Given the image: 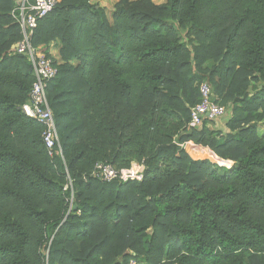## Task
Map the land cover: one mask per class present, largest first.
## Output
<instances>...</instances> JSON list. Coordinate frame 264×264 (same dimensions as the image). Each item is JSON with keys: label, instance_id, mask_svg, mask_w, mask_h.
<instances>
[{"label": "trees", "instance_id": "16d2710c", "mask_svg": "<svg viewBox=\"0 0 264 264\" xmlns=\"http://www.w3.org/2000/svg\"><path fill=\"white\" fill-rule=\"evenodd\" d=\"M15 4L0 0V264H264V0H118L111 21L90 0H59L31 38L58 43L46 91L61 153L51 156L43 125L21 110L34 76L11 51ZM181 28L199 43L193 68L221 94L257 81L226 134L186 129L196 77ZM210 54L215 68L203 67ZM134 159L141 181L89 176L95 162Z\"/></svg>", "mask_w": 264, "mask_h": 264}, {"label": "built area", "instance_id": "2783aa9c", "mask_svg": "<svg viewBox=\"0 0 264 264\" xmlns=\"http://www.w3.org/2000/svg\"><path fill=\"white\" fill-rule=\"evenodd\" d=\"M58 2L59 0H17L12 10V17L20 29V39L14 44L11 51L27 57L34 76L28 100L21 106V110L26 116L43 125L42 139L50 156L55 147L61 153L54 116L48 104L46 91L49 81L57 74V65L54 63L52 56L47 54L48 50L45 46H33L31 38L38 21L50 14ZM198 90L200 100L190 109V118L186 129L201 130L203 126L215 123L227 113L226 108L218 102V97L215 96L208 82H201ZM173 142L184 149L193 159L210 160L217 165L223 164V160L208 147L189 141L177 142L176 138ZM196 147L206 149V155H195L193 151ZM144 172L145 164L143 161L133 160L127 166L122 167L99 161L95 162L89 176L103 182L114 180L120 182L141 181ZM69 186L71 188L70 183ZM128 264H138V262L134 257H131Z\"/></svg>", "mask_w": 264, "mask_h": 264}, {"label": "rangeland", "instance_id": "374dc122", "mask_svg": "<svg viewBox=\"0 0 264 264\" xmlns=\"http://www.w3.org/2000/svg\"><path fill=\"white\" fill-rule=\"evenodd\" d=\"M14 1L17 2V0H14ZM130 1H140V0H130ZM150 1L156 5L165 4L167 2V0H150ZM90 2L97 4L100 8H102L104 13L106 14L107 18L109 19V21H111L112 15L115 12V4L118 2V0H90ZM179 33H180L181 41H182L183 45L186 46V49L189 53H190V50H192V48H194L195 45L199 46V43L196 41V38H194V35L192 34V32L189 31L187 28H181L179 30ZM47 54L52 56L53 59H56L50 51H47ZM195 57L196 56L193 55L192 53H190V55L188 57V63L191 66V73H193V75L196 77V79H195L196 81L193 83V89H192V91L189 92V94H190L189 97L192 100L190 107L194 106V104L196 103V100L198 97L197 89H198L199 83L203 82V81L209 82L211 84L214 92L216 93V95L219 96L218 97L219 103L223 107H225L227 110V113L224 116L227 119L225 121L226 123L223 124V127H224L223 131L220 129H215V128L213 130H215L218 133L226 134L229 131L227 128V121H228L229 117L232 115L233 110L241 104V100H239L237 98L242 97L243 99L245 98L246 100H250L251 97L258 94L257 81L255 80V77L248 78L247 79L248 80L247 81V88H245V90H244V86L242 84L241 86L236 87L237 89H234L232 92H230V90L228 89L227 92L221 91L222 93H224V94H221L220 90L218 89L219 87H217V85H215V81L214 82L210 81L207 74L205 76L201 75V74H199V71L197 69L193 68V64H194L193 60L195 59ZM205 61H206V63H205V65H203V67H205V68H215L217 66V64L220 62L217 57H212V55L210 57H208ZM258 112L262 113L261 110ZM257 120L261 121V122H259V125L257 126V129L260 132L262 130L263 122L260 118H258ZM211 124H212V127H210V128H213L214 127L213 123H211ZM132 158H130V159H132ZM206 161L208 162L209 165L213 164L210 160H206ZM225 161H227V160H224V162ZM232 164H233V162L228 160L227 166L229 167ZM222 166L226 167L225 164H223ZM159 168L162 172H164L167 169V165L164 164ZM222 168H224V167H222ZM222 168H220V169H222ZM148 232H150V231L148 230ZM137 262H138V264H140L139 261H137ZM244 264H251L249 262V260L247 259V256L245 257Z\"/></svg>", "mask_w": 264, "mask_h": 264}, {"label": "crops", "instance_id": "0c3cea01", "mask_svg": "<svg viewBox=\"0 0 264 264\" xmlns=\"http://www.w3.org/2000/svg\"><path fill=\"white\" fill-rule=\"evenodd\" d=\"M14 9V8H13ZM12 9V10H13ZM12 10H11V15H12ZM58 43L55 41V42H51L48 46H45L46 50L50 51L53 56L58 59L59 58V55H58ZM14 44L11 46V49L13 48ZM230 118V117H229ZM227 118L223 117V118H220L219 120H217L215 123H213V128H210L212 127V124H208L206 127L209 128V129H220L223 131L224 127H223V124L226 123Z\"/></svg>", "mask_w": 264, "mask_h": 264}, {"label": "bare ground", "instance_id": "6f19581e", "mask_svg": "<svg viewBox=\"0 0 264 264\" xmlns=\"http://www.w3.org/2000/svg\"><path fill=\"white\" fill-rule=\"evenodd\" d=\"M193 153H194L195 155H197V156H204V155H206L207 151H206V149H202V148H200V147H196V148L194 149ZM208 154H210V153H208Z\"/></svg>", "mask_w": 264, "mask_h": 264}]
</instances>
